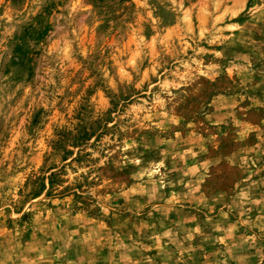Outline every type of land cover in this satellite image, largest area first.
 <instances>
[{"label":"rangeland","instance_id":"1","mask_svg":"<svg viewBox=\"0 0 264 264\" xmlns=\"http://www.w3.org/2000/svg\"><path fill=\"white\" fill-rule=\"evenodd\" d=\"M0 264H264V0H0Z\"/></svg>","mask_w":264,"mask_h":264}]
</instances>
